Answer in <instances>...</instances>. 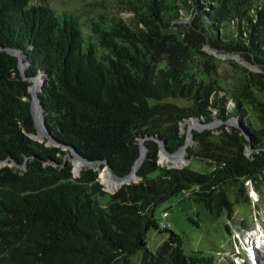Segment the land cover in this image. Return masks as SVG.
Instances as JSON below:
<instances>
[{"label": "trees", "instance_id": "trees-1", "mask_svg": "<svg viewBox=\"0 0 264 264\" xmlns=\"http://www.w3.org/2000/svg\"><path fill=\"white\" fill-rule=\"evenodd\" d=\"M31 2L0 0V47L21 51L28 77L46 76L40 95L47 128L61 146L126 176L141 157L140 138L155 136L174 153L185 145L182 124L193 119L241 117L247 137L235 128L222 129L217 139L209 129L193 131L189 156L208 172L160 166V144L149 139L140 180L110 194L97 170L74 177L65 151L32 138L31 83L18 58L0 52V264H131L139 252V264H214L203 251L186 252L155 209L190 192L209 211L231 218L227 187H237L239 202L245 182L264 172V152L246 155L248 145L264 148V101L256 95L264 91V0H193L197 20L184 29L173 24L177 0H131L137 26L101 16L92 22L93 38L73 14ZM209 42L242 52L262 71L248 70L234 90L199 80L186 56L189 48L208 55L201 49ZM203 65L212 68L209 59ZM178 98L191 103L180 106ZM151 229L169 233L155 252L147 246Z\"/></svg>", "mask_w": 264, "mask_h": 264}, {"label": "rangeland", "instance_id": "rangeland-1", "mask_svg": "<svg viewBox=\"0 0 264 264\" xmlns=\"http://www.w3.org/2000/svg\"><path fill=\"white\" fill-rule=\"evenodd\" d=\"M131 0H32L31 5L40 6L45 5L55 9L59 13H71L76 16L82 24V31L87 38H93L92 22H98L100 17L106 19H121L125 21L130 27L137 26V14L132 10L130 4ZM133 1V0H132ZM192 5V10L188 11L184 8L182 0H177L176 7H178V15L173 24L183 26H192L197 20V14L193 0H187ZM189 54L186 56V66L195 72L196 76L200 79L215 80L227 84L228 88L234 90L236 87L244 83V76L248 70L256 72L262 71V67L255 61L248 60L242 52H228L215 48L209 42L204 46L201 51L208 55H202L200 52L194 51L189 48ZM211 60L212 68L206 69L203 61ZM257 97L264 101V91H256ZM180 106H189L191 102L178 98L174 100ZM198 122L197 125L205 123L198 120H191L189 122ZM182 124L183 134L187 135L190 123ZM210 126L203 128H195L193 131L201 132L206 129L211 130L212 138L217 139L223 131L231 132L232 128L237 127L244 130V121L241 117H232L228 120L216 118L210 122ZM192 131V132H193ZM245 131V130H244ZM191 134H189V138ZM32 138L38 142L43 143L45 146H55L61 148L66 152V163H71L73 167L74 177H79L81 172L87 169H94L98 172V178L103 185L105 191L115 192L119 186L110 191L107 184L102 181L101 173L107 170L110 176V170L107 166L100 164H84L83 169L77 174L76 154L69 150L68 147H63L50 142L46 136H40L38 133L32 135ZM185 160L179 165H172L171 162L162 161V154L168 155L164 151H160L158 164L162 167L168 168H184L189 166L199 172H208L209 167L197 160L194 156H189V150L196 146L190 139L186 143L185 138ZM181 147V146H180ZM182 149L178 148L177 151ZM264 152L261 150H254L253 148H246V155L252 157L258 153ZM170 157V155H168ZM171 158V157H170ZM2 164L0 163V166ZM157 173L152 174L153 177ZM114 182L115 180L111 178ZM135 181L132 180V182ZM115 183H117L115 181ZM246 189L238 197L236 201L235 190L237 187L228 186L226 191L229 198L234 202V212L230 218L227 212L218 215L216 212H211L204 204L197 203L190 192L179 193L171 197L168 201L163 202L155 209V218L158 222L170 225L171 231L180 234L184 240V249L186 252L203 251L208 255L215 258L214 264H264V172L259 174L255 180H248L245 182ZM110 200V195L106 194L101 197V204L107 206ZM169 213L167 218H163L164 211ZM193 221H192V220ZM195 223H198L195 224ZM227 226H230V231ZM169 233L159 232L156 229L149 230L147 234V246L151 251L155 252L160 244L167 241ZM143 256L142 252L136 253L130 258L131 264H139Z\"/></svg>", "mask_w": 264, "mask_h": 264}, {"label": "water", "instance_id": "water-1", "mask_svg": "<svg viewBox=\"0 0 264 264\" xmlns=\"http://www.w3.org/2000/svg\"><path fill=\"white\" fill-rule=\"evenodd\" d=\"M0 52H9L13 55H15V57L18 58V62H19V71L21 73V76L23 79L28 80V82H30V87H29V92L31 94V114L33 116V119L35 121V127L37 129V133L41 136H46L50 142L55 143L57 145H60L57 140L55 139V137L51 134V132L49 131V129L47 128V122H46V114H45V107L42 103V97L40 95L41 91L43 90L44 84H46L47 78L46 76L40 72L37 76L35 77H28L25 69H27L28 66V62L25 61L24 56H22L21 51L16 50L15 48H1L0 47ZM37 82H39L40 84H38V88H37ZM211 124H203V125H196L194 126L195 128H203L205 126H210ZM194 127H189L188 131H187V135H186V143L188 141L189 138V134H191V141L194 145L195 143V139H194V133L192 132ZM235 129H238L240 131V134L243 136L247 135L245 134L246 132L240 128L234 127ZM149 139H154L156 141L159 142V146H160V151H164L166 153H168V155H170V157L174 158V155L179 151H177L175 154L174 153H169L168 150L165 147V143L162 140H159L157 138H155V136H148V137H144V138H140L139 139V146H140V151H141V157H139L134 165V168L132 170V172H130L128 175H123V176H117L115 175L111 169V167L109 165H107V168L110 170L111 174L113 175L112 178L121 186L122 185H130L132 183V180L135 179V181L133 182H137L138 180H140L139 175H138V169L140 168V166L143 163V160L147 157L148 155V147L146 145L147 140ZM186 145V144H185ZM185 145H182L180 147V149L184 148ZM246 148H253L252 145H248ZM73 153L76 154V158H78L79 160L83 161L84 164H100V162L97 161H90L87 160L85 158H83L82 156H80L79 154H77L74 149L72 148L71 150ZM145 152V157L143 156V153ZM26 166H28V160L26 159ZM120 187V186H119ZM114 192H112L111 194H113Z\"/></svg>", "mask_w": 264, "mask_h": 264}, {"label": "bare ground", "instance_id": "bare-ground-1", "mask_svg": "<svg viewBox=\"0 0 264 264\" xmlns=\"http://www.w3.org/2000/svg\"><path fill=\"white\" fill-rule=\"evenodd\" d=\"M38 84H40V83L37 82V84H36L37 88H38ZM189 123H190L191 127H194V126L197 125L198 122L196 121V122H189ZM188 141L190 143V138H188ZM184 148H182V150L178 151L174 155V158H172V157L170 158V157H168V155L162 154V159L161 160L164 161V162H167V161L171 162L172 165H179V164L183 163L184 160H185V157H184L185 150H184ZM185 149H187V148H185ZM143 156L145 157V152L143 153ZM83 167H84L83 163L80 160H78L76 162V170H75V172L78 174L80 172V170L83 169ZM101 176H102V181L105 184H107V188L110 191H114L119 186L118 183H115V181L114 182L112 181V179H111L112 177L110 176L109 172H107V170L103 171V173H101Z\"/></svg>", "mask_w": 264, "mask_h": 264}, {"label": "built area", "instance_id": "built-area-1", "mask_svg": "<svg viewBox=\"0 0 264 264\" xmlns=\"http://www.w3.org/2000/svg\"><path fill=\"white\" fill-rule=\"evenodd\" d=\"M168 216H169V213L165 210L162 217L167 218ZM161 227L168 229L170 228V225H167L166 223H161Z\"/></svg>", "mask_w": 264, "mask_h": 264}]
</instances>
